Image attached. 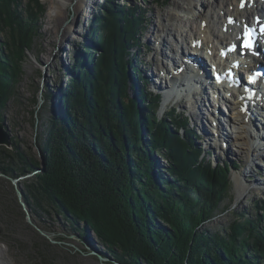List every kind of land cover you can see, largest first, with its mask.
<instances>
[{"label": "trees", "instance_id": "16d2710c", "mask_svg": "<svg viewBox=\"0 0 264 264\" xmlns=\"http://www.w3.org/2000/svg\"><path fill=\"white\" fill-rule=\"evenodd\" d=\"M112 6L106 3L97 17L103 36L82 47L69 83L57 88L62 110H53L38 136L45 167L23 182V199L52 208L78 233L82 222L119 264H264V195L251 201L252 214L220 229L204 226L224 199L232 165L205 158L177 107L158 116L160 96L144 87L133 61L142 24L133 11ZM42 8L38 0H0V107ZM1 114L0 108V120ZM12 144V150L0 146L1 173L18 177L40 168V159Z\"/></svg>", "mask_w": 264, "mask_h": 264}, {"label": "rangeland", "instance_id": "374dc122", "mask_svg": "<svg viewBox=\"0 0 264 264\" xmlns=\"http://www.w3.org/2000/svg\"><path fill=\"white\" fill-rule=\"evenodd\" d=\"M38 2L43 8L39 11L40 16L33 21L35 33L32 45L22 55L20 71L10 87L11 91L5 98L4 105L0 107L2 112L0 121H4L11 143L18 144L22 149L27 148L38 159H40L38 136L46 128L48 120L53 118V110L56 112L62 110L60 92L70 81L69 67L78 53L84 55L83 52H86L82 47L93 45V41L103 36V31L96 28L99 26L97 17L103 15L101 9L106 3H110V10H113L114 4L115 7L122 6L124 11H133L138 16L142 30L138 34L140 43L137 44L135 55L133 51V61L142 75H146L144 87L153 94L159 88L169 86L170 77L166 71L173 70L170 58L179 50V44H183L182 51L188 53L189 46L186 45L185 39L188 40L191 31L199 25L198 21L192 19L195 9L190 11L187 0H89L79 11L76 9L77 0ZM194 3L196 4V1ZM37 12L38 10L34 9L30 17ZM124 14L119 15L122 17ZM67 26L71 29L66 30ZM200 26L203 27L201 24ZM0 37L4 39L2 33ZM214 45V51L218 53V44ZM174 62L178 64L177 61ZM138 84L141 86V81L138 80ZM57 88L60 89L59 93ZM131 89L132 85L128 83V94L134 96L136 93L133 95ZM192 96L195 99H199L200 96V101L198 100L194 107L192 105L195 99ZM35 98L37 101H34ZM207 98L216 103L214 95L200 89L193 93L181 92V96L177 93L161 103L157 114L161 117L163 112L172 106L178 108L177 112L186 113L190 127L201 135L196 142L202 146L205 158L215 164L232 165L229 171V188L224 199L214 216L204 224L208 229H220L247 211L253 213L251 201L264 195V159L256 155L248 159L243 146L232 143L230 136L235 128L231 123L222 128V131L228 134L230 148L228 150V146L218 142L221 145L219 148L210 127L212 118L209 117V109L207 105L203 106ZM219 104L221 107L218 109L223 116V109H228L229 105L224 101ZM196 112L200 114L199 117ZM60 115L64 118L63 112H60ZM262 141L264 142V139ZM260 142L261 140L258 141ZM0 146L8 150L13 148V144L9 147ZM262 154L264 155V152ZM157 159L159 160L157 168L161 169L164 160L160 156H157ZM245 168L250 170L247 177L243 174ZM35 173L33 171L28 173L31 175L27 179ZM5 176L0 175V264H115L110 252L95 234L90 229L86 231L87 233L83 231L82 222L79 223L81 231L78 233L59 214L56 215L52 208L43 211L28 206L32 222L49 234L54 242L38 233L27 221L25 211L15 193V188H18L24 196L23 182L27 179L18 180L15 187L8 179L9 176ZM7 180L12 185L18 207L11 204L10 184ZM255 181L258 183L254 184ZM242 185L245 187L244 190L241 188ZM261 221L263 225L264 216ZM41 251L46 256L41 257ZM98 256H102L104 260H100ZM44 258H48L47 262L43 260Z\"/></svg>", "mask_w": 264, "mask_h": 264}, {"label": "bare ground", "instance_id": "6f19581e", "mask_svg": "<svg viewBox=\"0 0 264 264\" xmlns=\"http://www.w3.org/2000/svg\"><path fill=\"white\" fill-rule=\"evenodd\" d=\"M194 1H196V4L194 3ZM211 1L210 0H187V6L191 8L190 11L192 9L193 10L195 9L194 11L195 14L194 16H192L195 19L192 17L191 18L193 20L198 21L199 25L195 27L194 30L191 31V36L189 37L190 41L189 39L188 40L185 39V42H186V45L189 46V48H191V49L188 48V54L193 55V53L196 52L195 50H198L199 47L203 48L204 46L203 50H206L208 57H210L211 60L214 58L217 63L221 61L223 57L220 55L219 51L218 53L214 51V48H215L214 43L221 44V45L223 44L233 45L236 42H239L241 38L240 37L241 26L256 22L257 21L256 18L264 14V0H213L212 3ZM86 2H89V0H77L76 2L77 11L82 9L83 4ZM197 5L200 7H198ZM209 7L211 8L208 11ZM188 18L189 17H187V19ZM200 24L203 27H201ZM70 29H71L70 26L66 27V30H70ZM168 32H170L169 28H168ZM181 50H182V47H181ZM246 52H249V50H247ZM182 53H184V51H182ZM170 59H171L173 69H175L174 72L166 71L167 76H169L170 74L169 76L171 80L170 90H175L177 93L178 91L182 92L181 90H178V88H180L181 86V81L182 82L186 81L187 83L188 80H191V77L187 74H180L178 73V71H176V69L179 68L180 66L176 65V63L173 62L175 59V55L174 57L171 56ZM145 76L143 75L144 78ZM245 83L246 82L244 81V84ZM191 85L192 86L190 87L194 86V84L192 83ZM168 95L170 94L168 93ZM192 98L195 99V97L193 96ZM168 99H170V96H168L166 100ZM199 99H200V96H199ZM199 99L197 98L195 99L192 107L196 105V102H198ZM221 99H225V98L221 97ZM245 101L249 103V100L246 99L245 94H242V100H239L238 98H235L233 96L227 97L226 103L229 105L228 111L230 112V118H228V120L231 123V125L235 128L234 131H232L233 133L230 136L231 141L234 145L243 146L244 151L246 152V155L248 156V159H251V157L254 155L264 159V157L262 156V152H264V142L262 141V139H264V137H262L261 132H258V130L253 125L256 119H254V117L249 112V110L251 112L253 111V107L245 108L244 107ZM161 103H162V99H161ZM196 115L197 117L200 116L198 112H196ZM261 115H262V120L264 121V111L262 112ZM261 127L263 129V134H264V124L263 123L261 124ZM218 131H219V139L214 137V141L216 143L218 142L221 143V145L228 146L227 148L229 150L230 148L229 141L225 143L227 138L226 136H224V133L222 132V128H219ZM200 136L201 135L198 136V139ZM259 140H261L260 143H258ZM219 143L218 145L220 148L221 145ZM249 173H250V170L246 168L243 169L244 176L247 177ZM238 183L239 182L237 181V184ZM253 183L257 184L258 182L255 181ZM241 188L243 190L245 189L243 185L241 186ZM238 190L240 191L239 187H238ZM113 261L117 262L115 260Z\"/></svg>", "mask_w": 264, "mask_h": 264}, {"label": "water", "instance_id": "95a60500", "mask_svg": "<svg viewBox=\"0 0 264 264\" xmlns=\"http://www.w3.org/2000/svg\"><path fill=\"white\" fill-rule=\"evenodd\" d=\"M11 138H10V134L8 133L7 129H5L4 127V121H0V145H5L7 147L11 146ZM39 152V157H40V161H41V166L40 168H37L33 171V173L35 172H38V171H42L44 170V167H45V163H44V158L42 157L41 155V152L40 150H38ZM32 173V172H31ZM0 175L2 176H5L3 173H0ZM31 174H26V175H23V176H18L16 178H12V177H8V179L12 182L13 185H15L16 187V182L22 178H27L29 177ZM7 177V176H5ZM15 193H16V196H17V200L19 202V204L21 205V207L23 208V210L25 211V214H26V218H27V221L33 226L34 229H36V231L38 233H40L42 236L46 237V238H49L50 239V235L47 234L44 230H42L41 228H39L38 226H36L33 222H32V219H31V216H30V212L28 210V205L27 203L25 202V200L23 199V192L18 189V188H15ZM51 240V239H50ZM52 241V240H51ZM54 242V241H52ZM98 258L100 260H104L101 256H98ZM115 264H119L118 262H114Z\"/></svg>", "mask_w": 264, "mask_h": 264}, {"label": "snow or ice", "instance_id": "6c2138e0", "mask_svg": "<svg viewBox=\"0 0 264 264\" xmlns=\"http://www.w3.org/2000/svg\"><path fill=\"white\" fill-rule=\"evenodd\" d=\"M244 47H250L249 43H245Z\"/></svg>", "mask_w": 264, "mask_h": 264}]
</instances>
